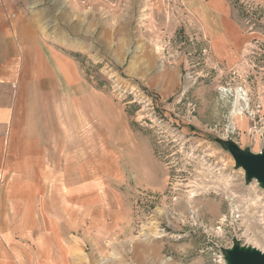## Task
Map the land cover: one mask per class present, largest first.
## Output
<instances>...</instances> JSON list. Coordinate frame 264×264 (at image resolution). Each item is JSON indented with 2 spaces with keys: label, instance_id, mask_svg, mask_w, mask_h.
Listing matches in <instances>:
<instances>
[{
  "label": "rangeland",
  "instance_id": "1",
  "mask_svg": "<svg viewBox=\"0 0 264 264\" xmlns=\"http://www.w3.org/2000/svg\"><path fill=\"white\" fill-rule=\"evenodd\" d=\"M26 2L78 57L114 129V188L131 214L93 264H229L235 245L264 252V186L229 148L264 153V2L232 0L247 36L234 59L216 53L191 0Z\"/></svg>",
  "mask_w": 264,
  "mask_h": 264
},
{
  "label": "crops",
  "instance_id": "2",
  "mask_svg": "<svg viewBox=\"0 0 264 264\" xmlns=\"http://www.w3.org/2000/svg\"><path fill=\"white\" fill-rule=\"evenodd\" d=\"M191 3L234 59L247 36L232 0ZM40 20L26 0H0V264H93L131 214L114 188V129L100 89Z\"/></svg>",
  "mask_w": 264,
  "mask_h": 264
},
{
  "label": "water",
  "instance_id": "3",
  "mask_svg": "<svg viewBox=\"0 0 264 264\" xmlns=\"http://www.w3.org/2000/svg\"><path fill=\"white\" fill-rule=\"evenodd\" d=\"M230 151L238 166L243 167L248 178H256L264 186V153L255 154L231 143ZM229 264H264V252L235 245L228 250Z\"/></svg>",
  "mask_w": 264,
  "mask_h": 264
}]
</instances>
